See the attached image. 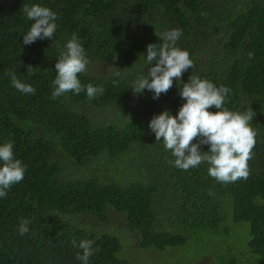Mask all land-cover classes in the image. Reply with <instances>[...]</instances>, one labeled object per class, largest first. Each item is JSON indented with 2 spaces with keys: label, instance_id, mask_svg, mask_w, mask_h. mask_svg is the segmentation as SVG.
Returning a JSON list of instances; mask_svg holds the SVG:
<instances>
[{
  "label": "trees",
  "instance_id": "obj_1",
  "mask_svg": "<svg viewBox=\"0 0 264 264\" xmlns=\"http://www.w3.org/2000/svg\"><path fill=\"white\" fill-rule=\"evenodd\" d=\"M111 211L264 264V0H0V264H135Z\"/></svg>",
  "mask_w": 264,
  "mask_h": 264
},
{
  "label": "rangeland",
  "instance_id": "obj_2",
  "mask_svg": "<svg viewBox=\"0 0 264 264\" xmlns=\"http://www.w3.org/2000/svg\"><path fill=\"white\" fill-rule=\"evenodd\" d=\"M110 222L108 223L105 231L119 239L122 250L119 253V257L126 259L135 264H195L198 256L203 255L205 252L200 250L195 242H191L186 249V254L177 258H173V255H179L180 252H158L153 250L151 252L141 251V245L139 236L137 233H129L127 231L125 216L115 211L110 212ZM70 220L78 222L83 225H90L94 228H99L101 225L96 218L88 217H75L71 216ZM105 226V225H104ZM104 233V232H102ZM106 233V234H107ZM212 257H204L198 261L197 264H208L211 262Z\"/></svg>",
  "mask_w": 264,
  "mask_h": 264
}]
</instances>
